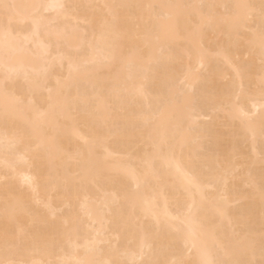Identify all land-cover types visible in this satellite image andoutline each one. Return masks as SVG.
Listing matches in <instances>:
<instances>
[{
	"label": "bare ground",
	"instance_id": "obj_1",
	"mask_svg": "<svg viewBox=\"0 0 264 264\" xmlns=\"http://www.w3.org/2000/svg\"><path fill=\"white\" fill-rule=\"evenodd\" d=\"M263 24L264 0H0V264H264Z\"/></svg>",
	"mask_w": 264,
	"mask_h": 264
},
{
	"label": "rangeland",
	"instance_id": "obj_2",
	"mask_svg": "<svg viewBox=\"0 0 264 264\" xmlns=\"http://www.w3.org/2000/svg\"><path fill=\"white\" fill-rule=\"evenodd\" d=\"M258 24L260 25V23H257V26H258ZM263 25H264V24H263ZM220 39H222V38H220ZM217 40H219V39H217ZM223 40H224V38H223ZM215 41H216V40H215ZM217 42H218V41H217ZM211 59H212V58H211ZM213 61H214V59L210 60V62H212V63H210V65L212 64V65L214 66L215 62H213ZM212 65H211V66H212ZM156 67H157V66H156ZM204 84H205V83H204ZM198 85H199V84H198ZM201 85H203V84H200L199 87H200ZM204 86H205L206 88H203V89H204V90L207 89L206 84H205ZM204 86H202V87H204ZM202 87H200V89H201ZM198 89H199V88H198ZM200 89L197 90V87H196V90H197V91H200L199 96H197V97H196V95H198V92L196 93V92L194 91V92H195V99L197 98L198 100H200V101H198L199 104L197 103L198 105H197V104H195V105H197V106H198L199 108H201V109H203V106H202V105H204V110H205V108H206V107H205V104L207 105V103H208L207 108H209L210 104H209L208 99H204V100H207V101H208V102L204 101L205 103L203 102V100L201 101V99H202L203 97L201 98L202 95H201V90H200ZM203 89H202V90H203ZM204 90H203V91H204ZM207 90H208V89H207ZM194 92H193V96H194ZM203 96H204V95H203ZM198 97H200L201 99L198 98ZM195 99H194V100H195ZM193 102H195V101H193ZM202 102H203V104L201 105V106H202V107H201V106H200V103H202ZM143 106H144V104H143ZM141 108H142V107H141ZM204 119H205L204 123H203V120H199V125H198L197 127H198V129H201L202 132L204 131L203 133H205V134L207 133V134H208V133H210V131L212 130V128H213L214 126H213V124H211L212 122H210L209 119H207L206 117H205ZM206 121H207V122H206ZM202 123H203L205 126H204ZM206 123H208V124H206ZM200 124H201V126H200ZM207 125H208V127H207ZM204 127L207 128V129L205 130ZM209 127H210V128H209ZM195 128H196V127H195ZM198 129L196 128L195 131H198ZM207 130H209V132H208ZM235 134H236L237 136H235ZM230 135L235 136L236 139H237V143H239V147H242V144H243L242 141H243V140H241L242 137H241L240 132H239V133H237V132H231ZM238 136H240V137H238ZM204 138H205V139H204ZM204 138H203L204 141H203V140L200 141V142H202V143H200V145L202 144V147L199 145V148H201V149L198 150V151H203V149H204V150H205V151H203L204 153L201 155L202 152H198V151L196 152V151H195V153H197L195 158L198 159V160L195 159V161H196V165H195V166H196V168L199 167V169H201V162H202V160L200 159V157H201V156H203V158L206 157V155L209 154L210 151H211L212 148H213L211 140L208 141V140L210 139V137H205V136H204ZM238 139H239V140H238ZM205 140H206V141H205ZM207 141H208V142H207ZM204 142H205V143H204ZM203 144H205V145L203 146ZM209 145H210V146H209ZM208 147H209V148H208ZM197 149H198V148H197ZM199 153H200V154H199ZM204 154H206V155H204ZM199 155H200V157H199ZM197 156H198V157H197ZM203 158H202V159H203ZM197 161H199L200 163H198ZM202 166H203V165H202ZM201 170H202L203 172H205V171H206V167H205V166H204V168L202 167ZM261 183H264V181H263V182L261 181ZM238 204H239V205H238ZM240 205L242 206V204H241L240 202H237V203L235 202V204H234V205L231 204L230 207L232 208V206H234L233 209H235V210H239V209L241 208ZM236 207H237V209H236ZM102 245H104V244H102ZM105 246H106V245H105ZM178 246H179V244H177V250L180 249V246H179V247H178ZM175 247H176V245H175ZM104 248H106V247H104V246L101 247V250H103ZM149 261H150V259H149ZM155 262H156V261H154V263H155ZM258 262H259V261H258ZM150 263L152 264L153 262L150 261ZM154 263H153V264H154ZM143 264H144V262H143ZM145 264H148V263H146V261H145ZM155 264H156V263H155Z\"/></svg>",
	"mask_w": 264,
	"mask_h": 264
}]
</instances>
